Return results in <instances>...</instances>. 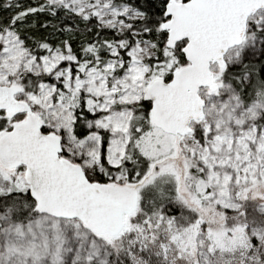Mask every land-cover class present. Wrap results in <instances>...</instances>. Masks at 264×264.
<instances>
[{
	"label": "snow or ice",
	"instance_id": "1",
	"mask_svg": "<svg viewBox=\"0 0 264 264\" xmlns=\"http://www.w3.org/2000/svg\"><path fill=\"white\" fill-rule=\"evenodd\" d=\"M0 264H264V0H0Z\"/></svg>",
	"mask_w": 264,
	"mask_h": 264
}]
</instances>
